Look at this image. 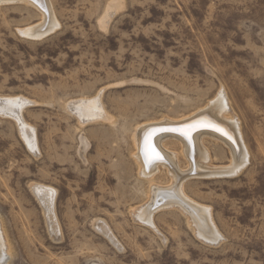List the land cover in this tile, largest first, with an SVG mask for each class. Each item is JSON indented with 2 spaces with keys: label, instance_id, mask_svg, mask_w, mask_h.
<instances>
[{
  "label": "rangeland",
  "instance_id": "rangeland-1",
  "mask_svg": "<svg viewBox=\"0 0 264 264\" xmlns=\"http://www.w3.org/2000/svg\"><path fill=\"white\" fill-rule=\"evenodd\" d=\"M48 3L58 27L38 38L21 34L41 25L36 7L0 2V98L23 100L20 117L36 141L31 151L0 113L8 264H264V0ZM221 90L240 120L248 163L237 176L183 187L209 209L219 243L173 208L140 223L132 214L149 187L171 179L137 174L135 130L196 114ZM96 98L101 117L82 121L69 108ZM214 145L205 141L212 165L226 166L227 152ZM33 185L55 192L53 226Z\"/></svg>",
  "mask_w": 264,
  "mask_h": 264
},
{
  "label": "bare ground",
  "instance_id": "bare-ground-1",
  "mask_svg": "<svg viewBox=\"0 0 264 264\" xmlns=\"http://www.w3.org/2000/svg\"><path fill=\"white\" fill-rule=\"evenodd\" d=\"M2 1L5 0H0V2ZM7 1L24 2L28 5H32L36 7L43 17L41 25L38 24L40 25L39 27L27 28L23 30L21 34L28 37L39 38L45 34L46 31L54 30L55 27H58L52 16L48 0ZM22 101L21 99L0 98V113L4 115L7 114L15 120L26 146L31 151H34L36 150L34 132L25 125L20 117ZM69 108L82 121H87V119H90V117L94 115H99L101 117L100 114L102 109H100V103L97 98L70 103ZM198 112L178 120L150 122L135 130L133 137H131L133 141V154H131V158L136 166L137 174L142 177V179L152 183L157 174L161 171H165L171 181L167 186L151 185L149 187V192L147 191L148 199L145 202L146 204L138 207L139 209L135 208L137 210L132 216L141 221L140 223L144 222L145 224L151 225L152 213L156 209L162 208L161 210H163V208H173L178 212L180 211V213L185 215V217L187 216V218L192 221L199 237L212 244H217V242L220 241V235L212 223L209 209L191 201L183 191L184 184L191 178L237 176L245 169L248 163L249 153L242 137L240 120L234 113L228 98L222 90L218 93V96L206 106V109ZM94 118L96 120L97 117ZM104 120H108V118L105 116ZM206 123L214 124L227 135H222L220 132L203 127L202 125ZM160 124L167 125V127L157 129L148 128L149 126ZM165 129H183L188 131L189 135L184 136L181 135L179 131H169L170 133H164L153 139L156 132L164 131ZM205 141L213 142L217 152H223L224 150L227 152L229 161L226 166L212 165L211 153L205 146ZM153 150L159 154V159L152 157ZM178 156H181L185 160V170L180 168ZM32 189L44 211L45 220L51 224L50 226H53V224H56L54 212L55 192L50 188L46 189L37 185H33ZM11 248L7 229L3 220L0 218V264H8V259L13 256L11 254Z\"/></svg>",
  "mask_w": 264,
  "mask_h": 264
},
{
  "label": "snow or ice",
  "instance_id": "snow-or-ice-1",
  "mask_svg": "<svg viewBox=\"0 0 264 264\" xmlns=\"http://www.w3.org/2000/svg\"><path fill=\"white\" fill-rule=\"evenodd\" d=\"M203 127L210 128L214 131L220 132L222 135H227L222 129L217 128L214 124L206 123L202 125ZM164 131H179L181 135L188 136L189 132L183 129H165ZM152 157L155 159H159V154L156 153L154 150L152 151Z\"/></svg>",
  "mask_w": 264,
  "mask_h": 264
},
{
  "label": "water",
  "instance_id": "water-1",
  "mask_svg": "<svg viewBox=\"0 0 264 264\" xmlns=\"http://www.w3.org/2000/svg\"><path fill=\"white\" fill-rule=\"evenodd\" d=\"M171 126H177V125H171ZM166 127L167 125L160 124V125L149 126L148 128L157 129V128H166ZM164 133H170V132L169 131H158L154 134L153 139H155L156 137Z\"/></svg>",
  "mask_w": 264,
  "mask_h": 264
}]
</instances>
